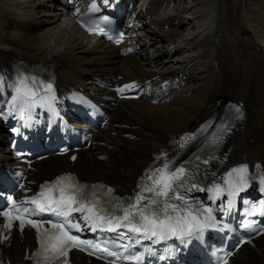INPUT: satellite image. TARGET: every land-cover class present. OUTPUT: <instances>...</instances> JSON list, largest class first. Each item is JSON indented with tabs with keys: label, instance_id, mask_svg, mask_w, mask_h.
I'll return each mask as SVG.
<instances>
[{
	"label": "bare ground",
	"instance_id": "bare-ground-1",
	"mask_svg": "<svg viewBox=\"0 0 264 264\" xmlns=\"http://www.w3.org/2000/svg\"><path fill=\"white\" fill-rule=\"evenodd\" d=\"M53 4L0 0V95L7 91L10 64L17 59L52 60L61 87H92L90 77L118 75L123 82L181 76L184 83L163 105L141 100L119 104L110 125L119 127L99 135L106 145L97 151L106 159L83 153L74 166L80 178L130 189L170 136L196 126L216 109L221 112L228 101L239 102L246 111L233 135L231 158L264 162V0H149L141 14L147 24L140 51L127 58L101 40L80 35L70 21L58 18ZM151 63L157 66L150 68ZM66 164V158L56 159L44 168L57 172ZM248 251L236 264H264V237L255 251ZM8 252L12 261L21 260L17 240Z\"/></svg>",
	"mask_w": 264,
	"mask_h": 264
},
{
	"label": "snow or ice",
	"instance_id": "snow-or-ice-1",
	"mask_svg": "<svg viewBox=\"0 0 264 264\" xmlns=\"http://www.w3.org/2000/svg\"><path fill=\"white\" fill-rule=\"evenodd\" d=\"M103 2L105 5L108 4V0H103ZM89 11L90 13L99 11L95 2L90 5ZM103 19L106 23L110 22L106 16ZM83 26L89 32L93 31V28L102 33L105 31L104 28L94 23L92 26L89 24H83ZM47 87L51 88V85ZM16 91L21 93L22 105L27 103V97L34 95V92H29L22 87H17ZM234 108L236 113L241 112L239 107L234 106ZM72 159L76 158L72 157ZM234 171L237 173L236 180L234 182L225 181L229 185L230 196L235 195L247 182V166ZM187 172L188 170L183 166L173 168L165 163L163 168L155 169L150 175L146 174L151 183L144 184L141 191L128 201H123L119 197L102 201L96 196L95 191L91 196L88 195L87 185L68 183L67 181L72 180L70 176L59 177L52 186H42L40 193L27 201L17 204L9 196L8 200L12 206L0 212V215L5 218V228L10 229L15 221H19L21 231L26 224L36 229L39 242V250L35 254L38 257L37 264H68V253L72 249L81 251L91 249L89 254L102 253L103 255L97 257L99 259L114 258L109 259L108 264H116L117 260L127 261L128 264H133V262L140 264L143 257L130 252L129 245L133 239L136 244H139L142 240L156 241L174 237L181 243H186L192 238L198 239L204 229L212 226V210L193 208L187 198L179 192L186 181H191ZM97 187L100 186L93 185L92 189ZM191 187H197V185L191 184ZM199 190L203 191V189ZM221 191L220 185L208 189L209 193L215 192L216 195H219ZM107 193H112V189L108 188ZM173 201H181V204ZM255 212L256 208L253 207L250 214L254 215ZM42 213L51 214L55 220L32 219L33 216ZM73 213H80V219L92 231L115 233L117 240L127 237L128 242L118 243L117 240L109 241L108 239L100 242L81 240L72 234V230L82 231L81 224L73 221ZM201 213L204 214L203 219H201ZM261 215H264V203L261 205ZM45 224H50L51 229L44 228ZM117 249H122V251ZM145 251L147 252L148 249ZM225 264H227L226 261Z\"/></svg>",
	"mask_w": 264,
	"mask_h": 264
},
{
	"label": "rangeland",
	"instance_id": "rangeland-1",
	"mask_svg": "<svg viewBox=\"0 0 264 264\" xmlns=\"http://www.w3.org/2000/svg\"><path fill=\"white\" fill-rule=\"evenodd\" d=\"M177 56H179V55L172 56V59H176ZM170 64H171V63H170ZM170 64H168V65H170Z\"/></svg>",
	"mask_w": 264,
	"mask_h": 264
}]
</instances>
